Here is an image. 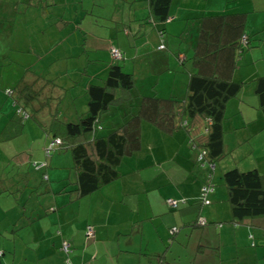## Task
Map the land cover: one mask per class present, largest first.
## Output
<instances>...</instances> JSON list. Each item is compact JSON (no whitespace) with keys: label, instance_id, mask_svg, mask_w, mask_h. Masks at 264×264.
Segmentation results:
<instances>
[{"label":"crops","instance_id":"crops-1","mask_svg":"<svg viewBox=\"0 0 264 264\" xmlns=\"http://www.w3.org/2000/svg\"><path fill=\"white\" fill-rule=\"evenodd\" d=\"M20 1L22 0H8L7 2L19 3ZM31 1L25 2V8L30 5L42 6L44 16L47 11L53 18L49 23L52 29L47 28V20L38 25L40 29L37 32L40 35L51 32L56 35H63L66 32H69L67 34L80 33L82 35L80 49L83 44H90L89 49L92 50L95 47V41L97 44L103 42V44L107 43L105 47L109 54L112 47L119 48L122 52L121 60L124 62L134 57V59H139L141 64L133 72L136 81H139L132 93L135 104L139 102L141 96H155L156 93H160V90L157 92L154 90L156 88L154 79H158V75L165 71L176 69L181 70L174 78V83L179 86L180 92L173 93L171 90L170 96L177 95L179 99L184 98L188 93L191 71L197 66L192 60V54L200 34L201 18L217 14L239 13L238 11L231 12V10L211 13L208 8L202 10L198 7L191 8L181 4L183 0H177V3L180 2L176 6L177 13L181 14L174 16L172 14L174 0H171L168 17L158 22L153 19L146 0H131L129 4V0H51L49 3L53 5L51 9L47 8L48 0ZM118 2H121L122 6L119 10H117ZM209 3L208 1L207 5ZM25 8L15 7L13 15L16 9L21 12L25 11ZM116 10L119 18L114 20L112 17ZM143 10L144 13L140 14ZM184 12L188 15H184ZM245 15L247 23L250 15L248 12ZM106 16L112 20L109 25L119 23L124 31L116 29L113 33L105 25H100V20L97 18ZM175 17H187L192 22L197 21L194 23L196 31L190 34L187 41L188 47L185 50H180L177 44V35L181 31L174 29ZM147 21L150 25L153 24V28L150 27L149 31L147 29V34L151 32L153 42L146 41L145 36L142 37L141 42L133 40L135 47L133 55L123 36L131 33L132 38H136L140 32L146 33L144 29H146ZM130 24H134V32ZM94 27L98 33L97 37L90 34ZM168 28L172 34L168 32ZM75 37L78 38V36ZM56 42L63 44L67 40L56 38ZM160 45L162 47L158 48ZM41 49H44L43 42ZM248 50L249 47L246 51ZM80 54L82 55L83 52ZM170 54L176 57V61L170 57ZM98 62V58H90L82 62L81 66L74 69L75 81L87 71L92 73V81L101 80L102 82L104 78L97 80L95 78L103 74L106 76L109 62L104 64ZM69 65L68 62L60 64L58 71L49 70L46 76L55 78L56 82L68 89L72 88L73 84L70 86L65 84L70 78ZM92 66L95 69L89 70L88 68ZM237 68L238 66H235L232 69V79L241 80L244 84L240 93L226 102L223 145L225 147V140L228 138L225 136L226 132L232 131L233 135L229 137L230 140L238 134L237 128H231L227 120L231 115L237 114L244 118L245 127L248 130L247 139L251 140L252 146H257L261 142V136H264V132L261 131L264 128V114L254 89L255 79L264 75V64L259 66L255 63V66L245 71ZM237 70L245 72V75H234ZM85 83L81 89H84V93L87 94L89 84L85 86ZM3 92H0V113L5 112V115L0 116V131L7 118L16 110L11 98ZM146 93L154 94L147 95ZM75 95H71L70 99L68 93L63 102L62 115L66 120L77 121L78 119L77 105L73 100ZM84 113H86L85 110L80 115ZM146 126L151 128V135L154 132L153 146L150 148V154L136 155L143 151L142 137L145 136ZM176 131L184 130L179 128L166 133L156 125L142 124L141 148L137 153L122 158L118 165L119 177L80 197H77L75 193L77 180L72 167L73 161L71 160V165L68 166L71 171L66 176L57 169L61 166L56 155L46 160L49 157L44 154L45 147L51 137L38 125L24 123L18 135L9 139H0V146L4 143L10 144L9 150L18 147L19 142L23 140L22 145L30 151L29 153L35 152L30 156L28 154V157L24 156V160H19L17 166H23L26 161L33 159L34 163L45 161V166L48 163L49 169L45 171L47 166L45 168L36 167L37 173L33 172L35 184L41 174L48 179V181H43L41 177L42 183L48 186L41 185L35 188L36 202L33 204L30 199L32 197L29 185L32 178L30 171L28 174L25 172L18 175L19 179L27 183L26 186L21 182L15 186V181H12L8 183L10 188H0L1 196L4 200H8L6 205L0 203V209L7 216L4 224L10 222L13 231V234L6 236L9 228L5 227L0 230V236H6L3 238L5 245L0 247V255H2L0 264H64V254L59 249L63 239L71 243L72 251L68 256L72 264H159L160 260H164L163 257L166 258L165 247L169 245V240L176 233L174 226L179 225H189V232L195 235L192 250L196 252L208 250L216 256L215 264H264V228H252L246 224L231 221L230 206L226 199L225 186L222 183L223 173L218 176L215 174V162L212 171V189L207 194L205 203L198 201L208 173L207 163H199L200 167L195 162L196 156L194 157L187 143L186 131L182 136L174 135ZM164 135H167V138ZM122 162L126 164L123 165ZM254 168L264 175V158L259 160ZM12 172L16 176V172ZM167 197L181 198L186 202L172 209L165 202ZM21 200L24 202L23 207L17 204ZM199 218L206 219L208 224L203 227L192 226ZM89 223L93 226V239H88L90 237L86 234V225ZM103 223H105V234L101 229ZM52 225H55L59 231H55L56 228L52 229ZM250 234L252 239H249Z\"/></svg>","mask_w":264,"mask_h":264},{"label":"trees","instance_id":"trees-1","mask_svg":"<svg viewBox=\"0 0 264 264\" xmlns=\"http://www.w3.org/2000/svg\"><path fill=\"white\" fill-rule=\"evenodd\" d=\"M146 1L155 21H164L168 17L171 0ZM245 14L228 13L201 18L200 34L192 54L197 66L191 71L188 93L182 99L141 96L139 102L133 105L134 109H130V103L134 101L132 93L137 86L136 77L133 71H123L115 61L121 60L122 56L114 58L110 51L112 61L106 77L102 82L90 83L87 87V112L78 116L77 121H70L62 115L68 88L56 82L55 78L25 68L10 89L12 93L8 95V89L4 92L11 98L16 110L7 118L0 131V139L18 135L26 117L52 139L59 138L60 143L51 145L50 140L45 147L49 150L46 156L59 146L70 151L77 180V197L89 194L119 177L118 165L122 158L140 150V129L146 123L156 125L166 133L179 128L186 131L190 149L194 153L206 151L204 164L207 163V170L212 173L213 168L208 163H214L215 158L225 152L222 139L226 102L237 96L244 84L232 79V69L240 54L252 46V34L246 32ZM243 35L246 36L245 43L242 42ZM254 91L264 114V75L255 79ZM119 105L126 108L122 112V123L111 126L105 132L100 125L102 115L108 113L112 106ZM222 183L230 206L231 221L252 228H264V175L255 168L245 171L231 168L223 172ZM168 198L173 197L165 199L167 205ZM198 201L201 203L200 197ZM206 224V219L203 224L197 219L192 226L203 227ZM250 236L252 238L250 234L249 239ZM62 242L59 249L65 254L63 260L70 261L71 243L68 241L70 250L65 253L61 249Z\"/></svg>","mask_w":264,"mask_h":264},{"label":"rangeland","instance_id":"rangeland-1","mask_svg":"<svg viewBox=\"0 0 264 264\" xmlns=\"http://www.w3.org/2000/svg\"><path fill=\"white\" fill-rule=\"evenodd\" d=\"M8 0H0V92L5 91L6 89L10 90L13 88L15 83L17 82L18 78L21 76L23 70L25 68H31L35 71L46 75L47 71L51 70L52 72L58 71V65L69 63L68 66V74L70 78L69 81L65 82L67 86H70L73 84V89L69 88L68 92L69 97L71 99V93H75L73 100L76 102V108L78 110V113L80 116V113L87 112V102H88V96L86 93H84V89H81L82 86H87L91 83H99L100 81H92L90 72H84L81 76L78 77V79L75 80V70L79 65L81 66L82 62H86V59H93L98 58L99 62L101 64H104L105 62H111V55L108 52L107 43L103 44V42H99V44L94 42V49H89L90 44H83L79 48L80 40L82 38V35L79 33H70L66 32V34L63 35H56L54 32L48 33V34H39L37 31L40 29L39 24L44 23L45 20H47L48 23V29L52 27V25H49V23L52 21L50 13L46 11V16H44V13L42 12V6L34 7L32 5L27 6L25 2L27 0H22L19 3L14 2L10 3L7 2ZM210 2L207 5V2ZM30 2H32L30 0ZM51 0H48V9H51L53 7L52 4H49ZM131 2V0L128 1V4ZM180 3V2H178ZM177 0H174L173 3V11L172 14L180 15L181 13H177ZM181 4L190 6L191 8L198 7L200 10L207 9L211 13H220V12H228L231 10V12L238 11V12H248L250 15L249 21L246 23V32L248 34H252L251 38L252 40V46L249 48L248 51L244 52L240 58H238L236 66H238L237 69H240L242 71H245L249 67L255 66V63H257L259 66L264 64V0H183ZM43 5V4H41ZM207 5V6H206ZM24 9L25 11L18 12V10H15V15H13V10L15 7ZM121 2H118L117 10L121 9ZM95 10H97L96 7H94ZM111 9V8H110ZM117 10L113 13V19L119 18V15L117 14ZM144 13V10L140 12ZM92 14H95L91 11ZM184 15H188V13L184 12ZM46 17V19H45ZM176 20L174 21L175 27L174 29L177 31H181L177 36V44H179L180 50H185L188 47V40L190 34L192 35L193 32L196 31V26L194 23L195 21H191L187 17H175ZM100 20V25H105L106 28L108 27L110 31H113L115 33L116 29H120L121 31H124V29L121 27V24L116 25H109V22L112 20L108 19V16L106 17H99L97 18ZM30 21H33L31 24ZM179 23V24H176ZM146 25V33L138 34L137 31V37L132 38L133 34H125L124 39L126 40L127 47L130 48L131 53L134 55V45L133 40L137 42L142 41V37L145 36L146 41L149 43L152 41V36L147 34V29L149 31L150 27L153 28V24L150 25V23L147 21L145 23ZM132 31H135L134 24H130ZM185 27V28H184ZM129 28V27H127ZM52 29V28H51ZM198 29V27H197ZM168 32L170 34L171 31L168 28ZM92 36L97 37L98 33L96 30V27L91 31L90 33ZM114 35V34H113ZM75 36H78L76 39ZM115 36V35H114ZM56 38H64L67 40V42L61 44L56 42ZM42 42L44 45V49L42 50ZM117 44V41H116ZM89 49V50H88ZM83 52L81 55L80 53ZM185 54V53H184ZM170 57L176 61V57L173 54H170ZM237 57V55H236ZM135 58V57H134ZM126 59L124 62L123 60H115L118 62L121 66L123 71L130 72L135 70V68L139 67L141 62L139 59ZM89 70L95 69L93 66L88 68ZM107 70V69H106ZM240 70H237L234 75H245V72H241ZM179 69H176L175 71L169 70L165 71L158 75V79H154V86L156 87L154 90H160V93H156V96L162 98V99H178L177 95L170 96V91L173 90V93L180 92L179 86L174 83V78L178 73H180ZM107 72V71H106ZM134 74V73H133ZM107 75V74H106ZM106 76L100 75L95 78L97 80L98 78H105ZM82 80V81H81ZM81 81V82H77ZM241 82V80H238ZM139 81H136V85L138 86ZM136 86V87H137ZM135 87V88H136ZM150 87V84H149ZM70 90V92H69ZM177 91V92H176ZM4 93V92H3ZM247 93V90H246ZM148 94H154V93H146ZM246 96V95H245ZM7 99H5L6 101ZM12 103V102H11ZM133 105H135V102L130 103V109H134ZM125 107H115L112 106L108 113H105L101 117V123L100 125L103 127V130L106 132L110 130L111 126H118L122 123V112ZM1 110V109H0ZM5 112H1L0 116H4ZM25 120V119H24ZM229 121V126L231 128H237L236 132L238 133L237 136L233 139H229L230 136H232V131H228L225 133L226 142H225V152L218 157L215 158L216 163V169L215 174L221 175L223 172L231 169V168H238L242 171L249 170L254 168V165L258 163L259 160L264 158V142H262L264 136H261L260 140L261 142L257 146H252L251 140L247 139L248 130L245 127L246 123H244V118L241 115L233 114L229 118H227ZM24 123L30 124V125H36L31 119L25 120ZM252 129V128H251ZM151 128H148L147 126L144 128L145 136L142 137V144L144 146L143 151L140 154L136 155H145L150 154V148L153 146V137L154 132L152 135L150 134ZM250 130V129H249ZM103 131V132H104ZM264 132V128L261 130ZM184 131H176L174 132V135L180 134L183 135ZM162 136V135H160ZM164 137L167 138V135H164ZM48 140V139H47ZM239 140V142H238ZM160 141V140H159ZM238 142V143H237ZM23 140L19 142L18 147L15 149L12 148L9 150V143H4L0 146V188L3 187L4 189L10 188L8 187V183L15 181V186L21 182L22 184L27 185L24 180L19 179V176L23 173L30 171V174L32 176L30 185V190L32 191V197L31 204L36 202V198H34V194L36 192L35 188H38L39 186H48L47 184L42 183L43 181H48L46 176H43L41 172H39L40 178L37 180V183L35 184L33 181V172H36L35 168L36 165H39L41 163H34L33 159H30V161H26L23 166H17L19 164V160H24V156L28 157L31 154H34L35 152H31L26 149L25 146L22 145ZM167 146V145H166ZM194 153V151H193ZM46 156V153H44ZM197 151L194 153V157L196 156ZM53 155H56V159L60 162V166L57 169L61 170L63 173L68 175L70 173L71 168L68 166L71 165L72 155L68 149H65L63 147H57L48 159H52ZM33 158V157H32ZM196 158V157H195ZM194 158V159H195ZM45 159V158H44ZM46 161V163H47ZM137 161V158H136ZM45 162V161H44ZM195 162L197 160L195 159ZM123 165L126 164V162H122ZM47 166V167H46ZM44 168L45 171H48V163ZM200 166V165H199ZM201 167V166H200ZM16 172V176H14V173ZM37 173V172H36ZM209 172L206 174V180ZM19 175V176H18ZM212 175V173H211ZM13 177L14 180L12 179ZM41 177H43L41 179ZM46 179V180H45ZM205 180V184H206ZM210 184H212V180L208 179ZM203 183V184H204ZM35 186V187H34ZM22 193V191H21ZM19 195V194H18ZM0 203L6 205L8 203V200H4L3 197L0 194ZM23 200L19 201L17 204L21 207H23ZM11 213L10 211H8ZM2 216V217H1ZM6 214L5 212L0 209V230L8 227L9 231L6 236L13 234V231L10 227V222L8 224L6 223ZM9 225V226H8ZM87 227H92V224H87ZM17 227H19L17 225ZM86 227V229H87ZM177 228L178 231H176L175 235L172 239L169 240V245L165 247L164 253H166V258L163 257L164 260H160L159 264H215L216 262V256L214 254H211L207 251H201L196 252L194 249L192 250V245L194 243L193 240H195V235H191L189 232V225H182V226H174ZM55 225H52V229H55ZM102 233L105 234V223H103ZM57 230V228L55 229ZM51 232H54L51 230ZM102 234V235H103ZM85 235V233H84ZM5 236V237H6ZM0 236V247H3L5 245V241ZM88 239H93L94 237L89 236ZM19 239V238H18ZM197 245V244H195ZM64 254V253H63ZM65 256V254H64ZM0 260H2V255H0ZM171 262V263H170ZM71 263V261H70ZM65 264V263H64ZM72 264V263H71Z\"/></svg>","mask_w":264,"mask_h":264},{"label":"built area","instance_id":"built-area-1","mask_svg":"<svg viewBox=\"0 0 264 264\" xmlns=\"http://www.w3.org/2000/svg\"><path fill=\"white\" fill-rule=\"evenodd\" d=\"M242 42L243 43L246 42V36L245 35L242 36ZM161 47L162 46L160 45L158 48H161ZM111 54H112V56L114 58H117V59L121 58V56H122L121 51L117 47H112ZM6 93L9 95V94L12 93V90H6ZM25 116H26V114H25ZM52 140H51L50 145L53 144L54 142L60 143L59 138H54ZM45 153H46V155H49V150H45ZM205 154H206V151L205 150L198 151L197 154H196V160H197V162H199L200 164L205 163ZM44 165H45V163H41V164L36 165V166L37 167H41V166H44ZM208 165H209L210 168H213L214 167V163H212V162H209ZM208 179L212 180L211 173L208 174V177H207V180H206V184L204 183V185L202 186L201 194H200L201 203H205L206 202V196L210 192V190L212 189V184H210L209 182H207V181H209ZM167 203H168V205L170 207L177 208L180 205V203H185V200H183V199L182 200H178V199H174V198H168L167 199ZM198 222L201 223V224H203V223H205V219L199 218L198 219ZM86 234L88 236H92L93 235V229H92V227H89V226L87 227ZM250 239H252L251 236H250ZM251 244L252 245L254 244L253 241H251ZM61 247H62L61 249L65 253H67L70 250V243L68 241L64 240L62 242V246ZM64 262H65V264H71L70 261H69V259H66V261H64Z\"/></svg>","mask_w":264,"mask_h":264},{"label":"clouds","instance_id":"clouds-1","mask_svg":"<svg viewBox=\"0 0 264 264\" xmlns=\"http://www.w3.org/2000/svg\"><path fill=\"white\" fill-rule=\"evenodd\" d=\"M26 118H27V117H26ZM50 140H52V138H50ZM49 142H50V141H49ZM178 207H179V206H178ZM178 207H177V208H178ZM174 231L176 232V231H177V228H175V230H174Z\"/></svg>","mask_w":264,"mask_h":264}]
</instances>
